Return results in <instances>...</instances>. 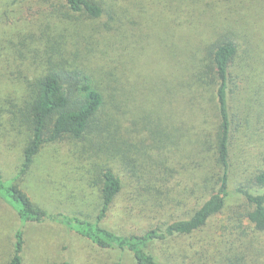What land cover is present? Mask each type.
I'll return each mask as SVG.
<instances>
[{"label":"trees","instance_id":"obj_1","mask_svg":"<svg viewBox=\"0 0 264 264\" xmlns=\"http://www.w3.org/2000/svg\"><path fill=\"white\" fill-rule=\"evenodd\" d=\"M62 7L73 16L91 19L104 12L95 0H63ZM211 7L209 38L197 46L201 56L190 51L186 59L171 60L167 80H162L166 95L159 102L177 101L191 115V121L182 118L174 124L173 135L164 132L161 118L151 112L155 96L149 100L139 94L141 89L128 85L129 77L119 72L112 75L107 88H100L83 69L65 61L58 64V49L52 46L50 69L28 82L29 100L21 115L29 135L21 169L13 180H4L0 174V199L12 207L20 223L9 264H24L29 224L61 226L101 251L131 255L135 264H164L156 253L159 244L192 236L219 216L254 234L248 244L232 247L230 264H260L256 245L264 241V165L249 173L244 184L235 180V159L237 149L240 152L244 146L250 153L254 143L257 146L264 140V0H212ZM173 53L179 55L176 50ZM239 91L244 96L237 107ZM65 140L75 144L80 160L101 155V161L87 170L99 193V213L94 220L51 212L33 202L17 182L43 147ZM166 146L176 157L173 153L172 159L163 154L158 160L152 157ZM259 154L264 156V143L256 151ZM144 159L153 166L146 169ZM138 168L143 169L147 183L141 194L130 193L129 211L140 198L147 208L143 211H151L149 199L157 192L161 202H156L154 213L158 214L165 210L160 197L164 193L174 194L175 202L180 194L190 192L197 201L191 216L175 215L168 222L152 224L142 234L121 235L103 226L123 193L122 172L136 176ZM248 171L244 166V173ZM233 197L238 202L232 206L229 200Z\"/></svg>","mask_w":264,"mask_h":264},{"label":"rangeland","instance_id":"obj_2","mask_svg":"<svg viewBox=\"0 0 264 264\" xmlns=\"http://www.w3.org/2000/svg\"><path fill=\"white\" fill-rule=\"evenodd\" d=\"M95 1L104 9L98 19L71 15L62 7L63 0H0V174L4 180L15 179L21 169L29 135L21 115L29 100L28 82L31 84L50 69L52 46L58 49V64L65 61L72 68L83 69L100 88H107L112 75L119 72L129 77L128 85L141 89L139 94L147 95L149 100L155 96L156 100L150 103L151 112L159 115L165 133L173 135L182 118L191 121L183 104L159 102L166 95L161 84L167 80L171 60L186 59L191 52L201 56L197 46L207 41L212 29V0ZM175 50L179 55L173 53ZM156 90L160 92L155 93ZM243 96L244 92L239 91L237 107ZM263 143L264 140L260 142ZM260 144L254 143L250 153L244 146L240 152L237 149V182L247 183L249 173L264 165V156L256 155ZM75 148L70 140L46 145L17 182L33 202L51 212L94 220L99 213V193L87 170L101 161V155L80 160ZM172 153L166 146L163 151H154L152 157L158 160L163 154L172 159ZM141 162H145L146 169L153 166L147 159ZM244 166L249 168L248 173H244ZM137 170L136 176L131 171L122 172L123 193L103 226L121 235L142 234L152 224L168 222L175 215L191 216L197 201L190 192L180 194L175 202L174 194L164 193L160 197L165 210L158 214L154 213L156 202L160 201L157 192L149 199L151 211H143L147 208L141 198L129 211L130 193L141 194L147 183L142 177L143 169ZM237 202V197H233L229 205ZM227 220L226 216L215 217L192 236L159 244L157 256L164 264H230L232 247L248 244L254 234ZM19 225L16 212L0 199V264L10 262ZM25 231L24 264H135L131 255L101 251L55 224H29ZM256 248L259 263L264 264V241L258 242Z\"/></svg>","mask_w":264,"mask_h":264}]
</instances>
